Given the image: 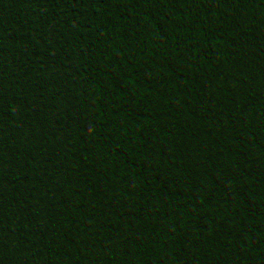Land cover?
Segmentation results:
<instances>
[{"label":"trees","instance_id":"trees-1","mask_svg":"<svg viewBox=\"0 0 264 264\" xmlns=\"http://www.w3.org/2000/svg\"><path fill=\"white\" fill-rule=\"evenodd\" d=\"M42 2L36 23L0 38V264H216L219 245L203 236L230 219L244 230L239 246L264 253V0L221 12L207 0H139L154 32L134 65L114 60L120 39L102 19L117 0L95 15L92 0ZM90 29L105 36L95 48L79 39ZM110 76L147 102L135 115L145 132L124 158L101 157L99 138L122 134L90 107L89 132L73 139V108ZM205 103L246 115L252 146L219 161L188 119Z\"/></svg>","mask_w":264,"mask_h":264},{"label":"clouds","instance_id":"clouds-1","mask_svg":"<svg viewBox=\"0 0 264 264\" xmlns=\"http://www.w3.org/2000/svg\"><path fill=\"white\" fill-rule=\"evenodd\" d=\"M30 8L21 9V0H0V38L11 42L16 34L24 30L25 25L36 23L44 7L42 0H29ZM230 0H207L212 12L223 11ZM102 8V0H92L90 14L95 15ZM13 18L14 30L9 28L5 17ZM103 21H110L120 39L114 53L115 61H123L134 65L142 59L138 47L141 38L154 32V25L144 11L139 0H117L102 16ZM79 39L87 48H95L105 39L103 31L90 29L80 34ZM47 71V69H46ZM85 101L73 108L75 141L81 140L89 132L88 121L83 118L85 107L92 109L91 119L103 123L111 119V127L122 135L119 137L106 131L100 138L97 151L101 157L115 159L129 155L138 137L145 132L144 125L135 118L139 108L146 105L136 88L127 87L122 81H114L112 77L103 78L95 85V92ZM189 123L193 132L199 133L206 144L217 148L215 155L219 161H227L237 154L243 146H252L255 132L252 121L233 107L223 103H205L194 114L190 115ZM245 233L238 220L222 221L219 226L212 225L203 236L204 241L219 245L215 253L216 264H257L264 259V253L253 254L237 243ZM68 243L73 242L71 235ZM64 250V241L58 243L55 255L59 259Z\"/></svg>","mask_w":264,"mask_h":264},{"label":"water","instance_id":"water-1","mask_svg":"<svg viewBox=\"0 0 264 264\" xmlns=\"http://www.w3.org/2000/svg\"><path fill=\"white\" fill-rule=\"evenodd\" d=\"M63 155H64V147L63 146L56 147L51 151L50 168L52 170H59L63 166ZM76 234H77V232H76ZM90 260H92V258L86 257V258L80 259V262L84 263V262L90 261Z\"/></svg>","mask_w":264,"mask_h":264}]
</instances>
